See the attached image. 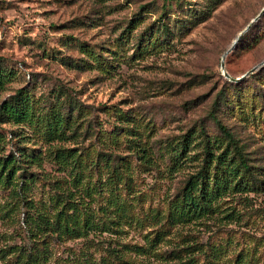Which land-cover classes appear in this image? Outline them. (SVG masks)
Instances as JSON below:
<instances>
[{"label": "rangeland", "instance_id": "374dc122", "mask_svg": "<svg viewBox=\"0 0 264 264\" xmlns=\"http://www.w3.org/2000/svg\"><path fill=\"white\" fill-rule=\"evenodd\" d=\"M263 5L0 0V106L20 93L26 115L0 116L19 166L0 184V264H264V64L221 68L264 60V16L222 58ZM212 114L249 158L245 189L204 161L227 149ZM200 172L221 186L212 210L178 212ZM60 212L81 235L55 231Z\"/></svg>", "mask_w": 264, "mask_h": 264}, {"label": "trees", "instance_id": "16d2710c", "mask_svg": "<svg viewBox=\"0 0 264 264\" xmlns=\"http://www.w3.org/2000/svg\"><path fill=\"white\" fill-rule=\"evenodd\" d=\"M264 6V5H263ZM264 16V13L259 17ZM258 19V20H259ZM257 20V21H258ZM256 21V22H257ZM254 22L250 28L256 23ZM249 28V29H250ZM248 29V30H249ZM247 30V31H248ZM238 35V34H237ZM244 34L240 38V40L236 43L235 47L240 43ZM235 39V38H234ZM234 47V48H235ZM233 48V49H234ZM232 49V50H233ZM231 51V50H230ZM231 83V82H230ZM4 85V77L3 74L0 73V91L3 90ZM20 93L14 95L12 100L4 102L0 106V116H7L12 118L14 121L19 122L21 121L26 115H23V110L18 109L16 106V102L19 100ZM213 120L217 123L219 130L225 135L227 138V149L217 157L213 158L211 152L208 150V145L205 144L206 149V157L204 161L206 163L212 164L213 160L215 159V168H220L231 175L233 179H235L234 186H242L243 189L246 188L243 184L244 178H248L250 181L253 176L252 167L249 163V158L244 154L239 143H237L233 134L229 131V129L223 125L217 118L212 114ZM57 125V123H56ZM229 146L231 148H229ZM140 159L145 163H151L150 156L146 154H141ZM26 161L30 162L29 158ZM25 161V162H26ZM16 162L13 159L11 154L9 156H0V184L6 182L15 183V173L19 169L16 168ZM254 181H258L261 184H264L262 180H258V178H253ZM206 176H204L201 172L198 173L197 176L191 177L186 182L185 186L182 188L180 193L181 195V206L179 207L178 212H187L190 214L192 210L202 209L204 211H211L212 208L210 207V203L215 195H218L220 191V185L214 186L212 189L207 187ZM233 181V180H232ZM259 184V183H258ZM176 209V208H175ZM63 212H60L56 218V227L54 228L55 231H60L61 233H70L74 236L81 235L79 227H78V216L73 213L68 218L64 215L61 217ZM187 214V215H188ZM86 225V223H84ZM73 236V237H74ZM21 264H42V259L44 260L43 255L33 254L32 252H24L20 256ZM190 261L180 262V264H190Z\"/></svg>", "mask_w": 264, "mask_h": 264}, {"label": "water", "instance_id": "95a60500", "mask_svg": "<svg viewBox=\"0 0 264 264\" xmlns=\"http://www.w3.org/2000/svg\"><path fill=\"white\" fill-rule=\"evenodd\" d=\"M263 13H264V6L261 8L260 12H259L254 18H252V19L250 20V22L246 25V27H245L242 31H240V32L238 33V35L235 37L233 43L230 45L229 49L223 54L222 58L225 56V54H226L228 51L232 50V49L235 47L236 43L240 40V38L242 37V35H243V34H244V33H245V32L251 27V25H252L254 22H256V21L259 19V17H260ZM262 64H264V60H263L262 62H260L259 64H257L256 66H253L250 70H248V71H247L245 74H243L241 77L233 78V77H231L227 72H225V71L223 70V63L221 62L222 74H223L226 78H228L229 80H231V81H238V80H240L241 78L245 77L247 74L253 72L256 68H258V67L261 66Z\"/></svg>", "mask_w": 264, "mask_h": 264}, {"label": "bare ground", "instance_id": "6f19581e", "mask_svg": "<svg viewBox=\"0 0 264 264\" xmlns=\"http://www.w3.org/2000/svg\"><path fill=\"white\" fill-rule=\"evenodd\" d=\"M233 41H234V40H233ZM232 43H233V42H232ZM232 43H231V44H232Z\"/></svg>", "mask_w": 264, "mask_h": 264}]
</instances>
